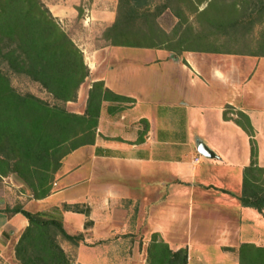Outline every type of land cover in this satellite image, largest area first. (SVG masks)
Listing matches in <instances>:
<instances>
[{"label":"crops","instance_id":"0c3cea01","mask_svg":"<svg viewBox=\"0 0 264 264\" xmlns=\"http://www.w3.org/2000/svg\"><path fill=\"white\" fill-rule=\"evenodd\" d=\"M96 1L54 2L51 11L65 22L81 14L84 26L91 20L112 25L117 3ZM85 11L93 14L85 18ZM94 43L82 49L90 69L87 89L103 81L134 101L103 103L95 143L64 158L48 197L31 199L15 176L0 180V264H22L15 247L29 221L7 210L17 203L32 212L64 204L90 209L88 216L62 212L70 233H84L71 254L75 264H145L153 233L174 251L187 249L188 264H243L249 257L244 248L264 255V211L243 206L238 198L251 161L250 136L224 118L227 106L249 116L264 167L258 65L249 72L227 55ZM201 143L215 157L203 156Z\"/></svg>","mask_w":264,"mask_h":264},{"label":"trees","instance_id":"16d2710c","mask_svg":"<svg viewBox=\"0 0 264 264\" xmlns=\"http://www.w3.org/2000/svg\"><path fill=\"white\" fill-rule=\"evenodd\" d=\"M223 1L212 0L199 16L208 19V25L234 36L248 25L241 21L245 16H258L264 26V0L224 3L230 16L209 18ZM117 2L115 22L104 32L107 45L167 48L179 54L196 51L264 56V37L257 40L256 48H251L246 39L211 40L207 26L190 37L188 32H192L194 26L177 0ZM168 8L176 11L180 26L186 25L185 34L179 40L158 23L159 15ZM234 41L242 42L247 48H230ZM12 74L25 75L39 83L56 103L32 92L18 91L12 83ZM89 74L82 50L43 0H0V180L15 176L30 192L31 199L48 197L53 193L64 158L82 146L95 143L103 103L134 101L112 92L103 81H96L89 90L85 112L69 111L64 104L77 100L79 88ZM112 107L109 105V112ZM224 118L234 120L250 136L251 161L244 170L243 189L238 198L243 206L262 213L264 167L258 164L255 129L246 113L234 112L230 106L225 109ZM7 210L22 213L29 221L15 247L16 257L22 264H74L62 241L77 247L84 241V233H70L64 226L62 212L74 211L88 216L89 208L64 204L51 211L32 212L17 204ZM89 223L87 221L86 226ZM250 250H242L249 253V262L264 264V255L250 254ZM145 264H188V250L174 251L159 233H153Z\"/></svg>","mask_w":264,"mask_h":264},{"label":"rangeland","instance_id":"374dc122","mask_svg":"<svg viewBox=\"0 0 264 264\" xmlns=\"http://www.w3.org/2000/svg\"><path fill=\"white\" fill-rule=\"evenodd\" d=\"M43 1L49 7L50 10H51V4L54 2H57L62 6L69 5L72 2H75L76 4H81V0H43ZM92 1H96V0H92ZM162 1L163 0H155V2H157V3H160ZM211 1L212 0H191V1H189V0H177L178 5L182 8V10L185 11L187 17L189 18V22H191L194 26L193 27L194 30H191L192 32H188L190 37L193 35V32L201 31V28H204V26H207V28H208L207 31L209 32L208 35H209V38H211V40H213L215 38L218 40L219 39L227 40L228 38H230L232 40L233 39H236V40L246 39V40H248L247 43L251 45V48H256L257 40L261 37H264V26L260 23V21H259L260 18H257L258 16L255 17V15H254L255 18H251L250 16H245L244 18L241 19V21L248 23V25L243 27L240 30V32L237 33V35L234 36L233 33L225 34L226 32L224 33L223 31H220L217 28L208 25L207 24L208 19H206L205 17L199 16V12L202 11L203 9H205ZM233 1H235V0H224L223 2H220L217 6V9L212 10L209 18H213L215 16H225V15L230 16L229 15L230 13L228 12V10L226 8H224L225 7L224 3L228 4V3H231ZM96 2L98 5H106V4L111 5V4H115V3L118 4L117 0H97ZM91 13L93 14V11ZM91 13L89 14V11H85L84 17L86 18L87 15L91 16L92 15ZM85 14H86V16H85ZM57 19L59 20L61 26L70 34V36L73 39V41L75 42V44L81 50L82 49L89 50L90 48H92L91 46H92L93 42H95L94 45L98 44V42H99V44H102V43L106 44L105 39H104V32L111 25L106 27L105 24H103V23H99L96 20H91V21L87 22L86 26H84L83 22L82 21L80 22V18L71 19V21H68V22H65L63 19H59L58 17H57ZM158 23L162 29H164L165 31L170 33L172 36H174L176 40H179V38H181V36L183 34H185L184 31L187 29L186 25L180 26V19L177 16L176 11L173 9H170V8L166 9L165 11H163L159 15ZM65 25H68L67 28L65 27ZM110 46H113V45H110ZM176 46H177L176 49H178V45H176ZM115 47H125V46H115ZM229 47L234 48V49H244L245 50L247 48V45L243 44L242 42L237 44V42L234 41L233 43H231L229 45ZM134 48H138V47H134ZM147 49H156V48H147ZM163 49H167V48H163ZM82 52L84 55L85 53L83 50H82ZM209 53H212V52H209ZM213 54L227 55L228 57L232 56V57L237 58L235 60H237V62H239V65H241V66L245 65V67H247L249 72L252 71L250 69L251 67H253V66L255 67V64L258 65V69L255 73V76H256L255 84H257L256 86H258V89H261L264 91V56H252V55H247V54H227V53H213ZM239 56L249 57L250 59L252 58V61H249L248 63H246L247 61L239 59L238 58ZM84 61H85V57H84ZM11 77H12V83L18 91L23 92V93L32 92L35 95L39 96L40 98H42V99H44V100H46L52 104L56 103V101L54 100L53 96H51V94H49L45 89H43V87L39 83L32 81L29 77H27L25 75H15V74H12ZM88 85H89V79H86L83 82V84H81V86L79 88L77 100L76 101H69L66 104H64L65 107L69 111L79 113V114H83L85 112L86 107H87L86 101L88 100L89 90L92 87L93 83H92L91 87H89L87 89ZM85 104H86V106H85ZM80 111H82V112H80ZM262 113H263L262 116L264 117V108L262 109ZM232 116L236 117V115H232ZM259 140H260L261 147L264 150V130H263L262 135L260 136ZM258 143H259V141L257 142V144ZM263 157H264V155H263ZM72 158H75V157H72ZM258 164H259V156H258ZM5 178H7V177H5ZM82 206L85 207L84 205H82ZM86 208H88V207H86ZM76 225L77 224H75V226ZM257 229L258 228H255L254 231L256 232ZM138 237H140V236L137 235L136 241H137ZM62 244L66 245V248L68 250V251H66V253L72 259V261L75 264V259L71 255L72 252L74 251V246L71 245V247L68 248L67 243H65L63 241H62ZM142 249L143 248L137 250V252L138 251L143 252ZM144 251H145V253H147V249H145ZM250 251L252 253V250H250ZM249 257L247 258V260L245 262H243V264H258L257 261L250 263Z\"/></svg>","mask_w":264,"mask_h":264},{"label":"water","instance_id":"95a60500","mask_svg":"<svg viewBox=\"0 0 264 264\" xmlns=\"http://www.w3.org/2000/svg\"><path fill=\"white\" fill-rule=\"evenodd\" d=\"M199 152L205 156V157H208V158H213L215 157V153L204 143H201L199 145Z\"/></svg>","mask_w":264,"mask_h":264}]
</instances>
